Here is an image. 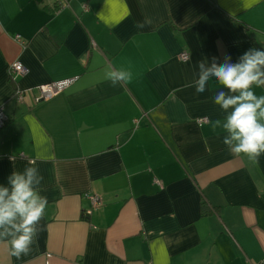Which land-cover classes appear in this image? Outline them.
Segmentation results:
<instances>
[{"label":"crops","instance_id":"crops-1","mask_svg":"<svg viewBox=\"0 0 264 264\" xmlns=\"http://www.w3.org/2000/svg\"><path fill=\"white\" fill-rule=\"evenodd\" d=\"M242 3L0 0V189L8 201L12 174L31 168L47 198L28 255H11L21 214L0 224V264H264V152L258 163L233 153L223 141L234 106L215 103L241 90L210 76L196 92L200 61L264 51V0ZM15 61L25 71L11 76ZM17 90L31 94L17 101ZM248 90L264 96V84Z\"/></svg>","mask_w":264,"mask_h":264},{"label":"clouds","instance_id":"clouds-1","mask_svg":"<svg viewBox=\"0 0 264 264\" xmlns=\"http://www.w3.org/2000/svg\"><path fill=\"white\" fill-rule=\"evenodd\" d=\"M252 6V0H243L242 7ZM148 19V18H146ZM148 22L151 23L150 19ZM136 27L142 28V22H136ZM242 62L237 64L225 63L217 66L213 63L211 68L204 69L203 61H200L202 71L199 80L196 82V92L203 93L205 85L209 82V77L214 76L217 81L230 91H240L238 96H225L223 91L215 96V103L221 105L223 109L234 106L233 111L227 117L224 128L230 133L223 143L230 146L235 154L244 153L258 163L257 157L264 152V124L257 121V109L264 105V96L257 98L250 85L255 82L257 86L264 84V72L260 66H264V51L250 50L245 52L241 58ZM264 116V109L259 113ZM218 123V122H217ZM233 141H237L233 144ZM34 169H27V179L24 175L13 173L10 177L13 185V194L8 201H4L7 189H0V224L11 217L14 212H19L23 217V223L19 226L13 225L17 231L23 228V234L15 237L11 241V255L18 259L21 254L28 255L29 244L33 228L29 227L43 216V210L47 206V198L34 195L30 185Z\"/></svg>","mask_w":264,"mask_h":264},{"label":"built area","instance_id":"built-area-1","mask_svg":"<svg viewBox=\"0 0 264 264\" xmlns=\"http://www.w3.org/2000/svg\"><path fill=\"white\" fill-rule=\"evenodd\" d=\"M188 58V53L187 52H181L179 55V59L180 60H187ZM25 71V68L23 66V64H21V62L19 61H15L12 62L10 64V68H9V74L11 76H14V74L16 73H21ZM76 77H69V78H63V79H59V80H53L50 82H46L43 83L39 86H37V94L34 95V100L35 101H40V100H48L51 97L55 96L56 94H58L59 92H61L64 88H66L69 84H71ZM31 90H17L15 92V98L17 99V101H22L25 97V95L27 94V92H30ZM7 120V116L3 110V107L0 106V128L3 127L6 123ZM197 123L200 125L204 122H207L208 119L207 117H200L197 118ZM91 201L93 205H97L99 204V198L95 195H90ZM88 213H90V210L88 211Z\"/></svg>","mask_w":264,"mask_h":264},{"label":"trees","instance_id":"trees-1","mask_svg":"<svg viewBox=\"0 0 264 264\" xmlns=\"http://www.w3.org/2000/svg\"><path fill=\"white\" fill-rule=\"evenodd\" d=\"M201 213H203V214L209 213V210L207 209V206H206L204 201L201 202Z\"/></svg>","mask_w":264,"mask_h":264}]
</instances>
